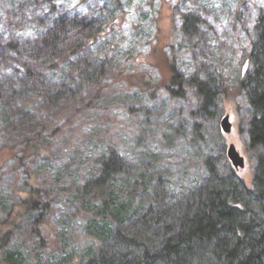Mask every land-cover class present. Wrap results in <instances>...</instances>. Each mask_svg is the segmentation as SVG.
I'll list each match as a JSON object with an SVG mask.
<instances>
[{
    "label": "rangeland",
    "instance_id": "374dc122",
    "mask_svg": "<svg viewBox=\"0 0 264 264\" xmlns=\"http://www.w3.org/2000/svg\"><path fill=\"white\" fill-rule=\"evenodd\" d=\"M119 1L0 0V224L17 217L10 241L15 251L27 254V244L43 250L31 225L37 212L24 219L9 215L13 208L19 212L30 183L50 190L55 208L63 209L77 200L80 182L100 172L111 149L133 164L115 176L120 186L157 172L155 161L162 164L158 171L175 174L180 184H188L210 156L228 173L235 169L227 155L230 143L246 157L244 175L252 172L260 149L248 148L241 129L247 106L239 80L251 65L264 0ZM69 10L91 13L102 32L62 65H50L34 47L36 38L48 15ZM185 13L199 19L193 33L182 31ZM10 41L19 44V53L6 46ZM170 58L183 77L185 96L171 97L165 87ZM101 60L108 61L106 75L88 80L83 63ZM195 77L213 79L220 90L210 115L192 113L202 103ZM227 113L231 133L220 125ZM61 218L54 216L47 226L51 242L62 241L67 232L59 226Z\"/></svg>",
    "mask_w": 264,
    "mask_h": 264
},
{
    "label": "trees",
    "instance_id": "16d2710c",
    "mask_svg": "<svg viewBox=\"0 0 264 264\" xmlns=\"http://www.w3.org/2000/svg\"><path fill=\"white\" fill-rule=\"evenodd\" d=\"M183 19L182 31L193 33L199 20L196 14L185 13ZM98 21L91 13L79 15L73 10L48 15L34 47L50 65H62L98 38L102 32ZM256 29L251 65L239 80L247 106L240 118L241 129L247 131L248 148L260 149L252 157V174L247 177L241 169L224 173L210 156L199 162L188 184H180L175 174L157 170L162 167L157 160L152 162L157 172H144L143 181L120 186L115 176L129 172L133 164L111 149L100 161V172L80 182L77 200L64 203L63 209L55 208L50 190L30 183L19 212L13 208L9 215L24 219L37 212L31 225L43 250L27 244L24 254L10 247L15 217L0 224V264H264V9ZM18 45L6 44L19 53ZM83 64L92 82L103 78L109 65L107 60ZM168 68L166 89L171 97L185 96L183 77L171 58ZM192 82L202 97L193 115L212 114L220 93L216 82L205 77ZM29 177L35 180L31 171ZM59 214V226L67 232L62 233V241L51 242L47 226ZM86 241L90 249H81Z\"/></svg>",
    "mask_w": 264,
    "mask_h": 264
},
{
    "label": "water",
    "instance_id": "95a60500",
    "mask_svg": "<svg viewBox=\"0 0 264 264\" xmlns=\"http://www.w3.org/2000/svg\"><path fill=\"white\" fill-rule=\"evenodd\" d=\"M221 128L226 133L233 131V121L229 113L225 114L220 122ZM227 155L235 169H243L246 167V157L241 153L235 143H230L227 148Z\"/></svg>",
    "mask_w": 264,
    "mask_h": 264
}]
</instances>
